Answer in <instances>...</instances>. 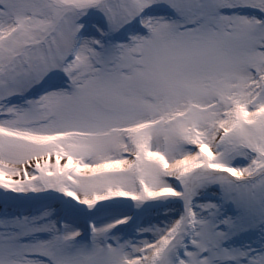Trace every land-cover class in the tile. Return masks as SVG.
Listing matches in <instances>:
<instances>
[{"label": "snow or ice", "instance_id": "6c2138e0", "mask_svg": "<svg viewBox=\"0 0 264 264\" xmlns=\"http://www.w3.org/2000/svg\"><path fill=\"white\" fill-rule=\"evenodd\" d=\"M0 264H264V0H0Z\"/></svg>", "mask_w": 264, "mask_h": 264}]
</instances>
